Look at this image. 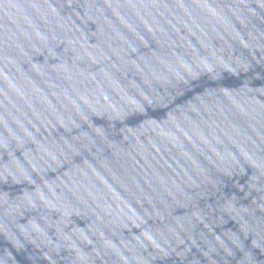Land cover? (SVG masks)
Masks as SVG:
<instances>
[{"label":"water","instance_id":"1","mask_svg":"<svg viewBox=\"0 0 264 264\" xmlns=\"http://www.w3.org/2000/svg\"><path fill=\"white\" fill-rule=\"evenodd\" d=\"M0 264H264V0H0Z\"/></svg>","mask_w":264,"mask_h":264}]
</instances>
